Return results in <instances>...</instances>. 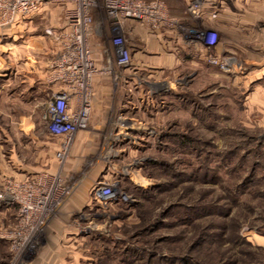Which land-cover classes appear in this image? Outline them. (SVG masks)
<instances>
[{
    "label": "rangeland",
    "instance_id": "rangeland-1",
    "mask_svg": "<svg viewBox=\"0 0 264 264\" xmlns=\"http://www.w3.org/2000/svg\"><path fill=\"white\" fill-rule=\"evenodd\" d=\"M63 23L64 12L52 6L24 38L0 39V190L18 167L60 173L72 187L29 264L39 257L42 264H264V129L243 115L246 94L230 78L222 87L189 72L160 83L141 77L120 110L113 86L112 106L98 103L80 149L60 164L42 117L49 95L33 99L23 80L42 77L26 68L25 39ZM51 50L33 52V64L50 62ZM206 62L233 70L232 59L231 71ZM125 124L133 125L128 133ZM98 182L125 198L103 205ZM75 193L85 204H67ZM17 215V206L0 202V264L13 263ZM52 221L57 233H47Z\"/></svg>",
    "mask_w": 264,
    "mask_h": 264
},
{
    "label": "crops",
    "instance_id": "crops-1",
    "mask_svg": "<svg viewBox=\"0 0 264 264\" xmlns=\"http://www.w3.org/2000/svg\"><path fill=\"white\" fill-rule=\"evenodd\" d=\"M163 1L167 5L169 14L187 27L215 30L219 36L217 44L209 50L203 44L191 39L189 34L184 33L177 26L153 28L141 21L128 19L125 23L124 34L131 47L133 61L129 69H122L115 62L117 48L112 42L113 27L104 9L95 8V24L91 33V46L94 61L100 72H97L93 77L92 113L95 112L98 103L102 99L101 103L105 109L112 106L113 86L118 95L114 106L117 105L122 110L129 103L127 100L125 101L127 92L142 87L141 77H144L145 82L160 83L166 79H178L189 72L190 77L193 75L199 76L205 82H208V78L214 76L217 78L216 84L222 87H225L224 78H230L233 86L239 87L246 94L242 105V109L245 111L243 115H246L252 126L264 129V0H200L199 17H196L189 9L194 0ZM52 6L58 7L64 12L65 7L62 4L45 3L35 14L27 18H19L12 25L1 27L0 39L23 37L27 33L26 30L30 29L29 26L34 17L42 10ZM64 30L65 22L56 26L55 29H47L45 31L47 36L41 35L40 38L38 35L30 36L39 39L25 37L26 51L29 52L27 58L32 63L26 68L28 71L35 69L42 73V77L38 80H32V78L27 79L28 81L23 80L27 87L24 90H30V96L33 99L40 100L44 96H50L52 91L58 88V85L52 83L49 79L50 62H44V65L42 63L34 65L30 55L37 51L49 53L52 48L58 52L60 43L54 35ZM32 43H36L37 46L29 48ZM109 54L112 55L111 67L109 70H104ZM209 55L230 57L233 61V70L230 73H224L217 67L207 64L206 59ZM114 69L116 72H114ZM117 75L119 77L118 86H115L114 80ZM115 127V125L112 126L109 131V142H112L111 137L113 132L116 131ZM130 127L125 126L123 131L128 133ZM86 130L78 132L72 146L73 151L80 149L81 142L87 137L85 132L89 131ZM57 140L55 157L56 161L59 162L57 152L60 147V140ZM40 148H42L41 145ZM16 160L19 159H14V161ZM18 163L16 164L18 165ZM41 172L54 173L48 169L33 172L18 167L9 173V176L17 180H24L33 178ZM85 202L86 197L84 195L81 196V193H75L69 198L67 204L72 203L76 206L85 204ZM63 207L64 205L61 210H63ZM67 207L66 205V210ZM58 229L57 222L52 221L47 228V233L49 231L50 233L51 231L57 233ZM42 260L44 258L39 257L30 264H42Z\"/></svg>",
    "mask_w": 264,
    "mask_h": 264
},
{
    "label": "built area",
    "instance_id": "built-area-1",
    "mask_svg": "<svg viewBox=\"0 0 264 264\" xmlns=\"http://www.w3.org/2000/svg\"><path fill=\"white\" fill-rule=\"evenodd\" d=\"M45 3H58L65 7V30L56 35L60 49L49 63V79L58 88L50 94L42 115L49 133L60 140L57 152L60 164L69 157L78 132L88 129L90 124L93 77L100 72L91 46L95 8L104 9L113 27L112 42L117 48L115 62L122 69H129L133 61L131 47L124 34L128 19L141 21L153 28L177 26L209 50L215 47L219 37L213 29H191L182 24L169 14L163 0H0V28L35 14ZM200 8V0H194L189 6L196 17L200 16ZM207 59L224 71L232 70L228 57L209 55ZM111 60L112 55L109 54L104 70L110 69ZM118 79L117 75L115 82ZM71 188L60 173L41 172L24 180L9 177L4 189L0 190V202L18 208V222L9 235L12 264H29L35 257L46 225L60 211ZM95 197L103 205H108L125 198V195L109 183L98 182Z\"/></svg>",
    "mask_w": 264,
    "mask_h": 264
}]
</instances>
